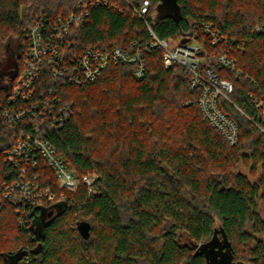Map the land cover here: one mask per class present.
I'll return each mask as SVG.
<instances>
[{
	"label": "trees",
	"instance_id": "1",
	"mask_svg": "<svg viewBox=\"0 0 264 264\" xmlns=\"http://www.w3.org/2000/svg\"><path fill=\"white\" fill-rule=\"evenodd\" d=\"M145 1L150 9L143 21L136 10ZM162 3L96 6L73 34L77 52L141 46L143 79L120 64L81 87L63 86L49 74L38 83L34 101L54 89L72 112L47 139L78 177L97 176L96 194L82 184L74 192L60 188L41 163L42 185L66 202L45 212L54 216L40 231L34 221L43 212L18 214L0 188V264H213L211 258L225 253L230 264H264V140L243 114L258 115L251 95L264 100V0H178L177 17L159 12ZM78 11V0H0V72L22 68L26 30L38 17L52 22ZM146 24L160 39L192 37L215 55L202 68L233 85L230 102L222 99L219 107L238 126L237 145L203 117L201 91L192 89L189 73L178 65L166 69L162 51L147 45ZM206 25L220 37L217 45ZM11 43L14 55L2 51ZM9 88L0 84L1 99ZM31 120L15 131L0 129V184L18 178L3 155L21 129L31 130ZM81 222L91 225L88 239L77 230Z\"/></svg>",
	"mask_w": 264,
	"mask_h": 264
},
{
	"label": "built area",
	"instance_id": "2",
	"mask_svg": "<svg viewBox=\"0 0 264 264\" xmlns=\"http://www.w3.org/2000/svg\"><path fill=\"white\" fill-rule=\"evenodd\" d=\"M119 2L130 4V0H78L77 13L52 22L41 16L26 30L27 51L22 68L10 75L5 83L10 85L8 93L4 99L0 98V129L15 131L27 119H32L31 130L21 129L17 143L3 155L8 165L18 171L19 175L10 182L4 180L0 184L1 197L18 214L29 216L34 211L42 213L53 210L55 204L66 202L64 195L58 199L52 193L51 186L42 185L43 177L39 170L41 163L54 172L60 188L74 192L82 184L90 195L96 194L93 184L97 176L78 177L65 165L56 148L47 139L48 130L51 132L62 127L71 118V108L62 105L54 89H50L42 101H34V98L38 83L47 74L63 86L81 87L97 80L110 66L121 64L133 66L136 79L145 77V53L136 44L130 50L121 47L82 52L74 50L73 34L84 26L91 10L100 5L118 8ZM149 9L150 4L145 1L141 9L136 10L143 21H146ZM146 25L150 35L147 45L162 51L166 69L178 65L189 73L192 89L201 91L198 104L203 117L228 144L237 145L240 137L238 126L219 107L222 99L230 102L233 85L227 80L218 79L211 69L202 68L207 61L215 59V55L207 53L195 38L189 37L187 43L163 40L156 36L150 25ZM257 31L261 32L260 29ZM204 32L214 45L221 40L210 25L204 27ZM220 61L227 66L234 63L223 56ZM251 97L258 115L250 117L243 114L256 125L264 140V100L258 96ZM19 224L24 225L22 217L19 218Z\"/></svg>",
	"mask_w": 264,
	"mask_h": 264
},
{
	"label": "rangeland",
	"instance_id": "3",
	"mask_svg": "<svg viewBox=\"0 0 264 264\" xmlns=\"http://www.w3.org/2000/svg\"><path fill=\"white\" fill-rule=\"evenodd\" d=\"M1 44V43H0ZM9 45V46H8ZM4 45V48H2V51L11 52L12 55L16 52V45L8 44ZM3 56V55H2ZM4 57V56H3ZM10 78V75L6 74L5 72H0V84H5L8 82V79ZM245 174L249 175L248 171L243 169L242 167L240 168ZM253 180V179H252ZM64 204L61 203L58 207L59 210L63 209ZM264 208V203L260 204V211L262 212ZM46 219L44 215H40L36 218L34 223L40 226V231H42L43 225L45 223ZM186 243H190L189 241H185ZM192 245V243H190ZM210 262L213 264H229V253H225L223 257H221L219 260L216 257H213L210 259Z\"/></svg>",
	"mask_w": 264,
	"mask_h": 264
},
{
	"label": "water",
	"instance_id": "4",
	"mask_svg": "<svg viewBox=\"0 0 264 264\" xmlns=\"http://www.w3.org/2000/svg\"><path fill=\"white\" fill-rule=\"evenodd\" d=\"M162 2L163 3L159 5L158 7L159 12L162 13L163 11L166 10L168 13H173L176 17L179 16L180 9H179V6L177 5L178 0H162ZM188 41H189V38H184L182 40L183 43H187ZM42 214L46 215V217L51 218L53 216V211H50L49 213H45L44 211ZM77 230L84 239H88L91 233V225L88 222H81L78 225ZM213 256H215V253Z\"/></svg>",
	"mask_w": 264,
	"mask_h": 264
},
{
	"label": "flooded vegetation",
	"instance_id": "5",
	"mask_svg": "<svg viewBox=\"0 0 264 264\" xmlns=\"http://www.w3.org/2000/svg\"><path fill=\"white\" fill-rule=\"evenodd\" d=\"M53 216H54V211H53ZM50 219L49 217H46V220Z\"/></svg>",
	"mask_w": 264,
	"mask_h": 264
}]
</instances>
